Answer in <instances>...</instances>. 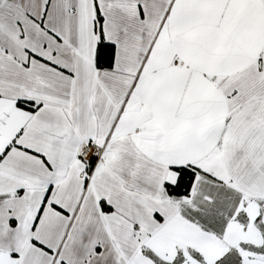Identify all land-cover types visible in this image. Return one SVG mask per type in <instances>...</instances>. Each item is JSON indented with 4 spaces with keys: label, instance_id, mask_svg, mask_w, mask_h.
Returning a JSON list of instances; mask_svg holds the SVG:
<instances>
[{
    "label": "snow or ice",
    "instance_id": "snow-or-ice-1",
    "mask_svg": "<svg viewBox=\"0 0 264 264\" xmlns=\"http://www.w3.org/2000/svg\"><path fill=\"white\" fill-rule=\"evenodd\" d=\"M0 264H264V0H0Z\"/></svg>",
    "mask_w": 264,
    "mask_h": 264
}]
</instances>
